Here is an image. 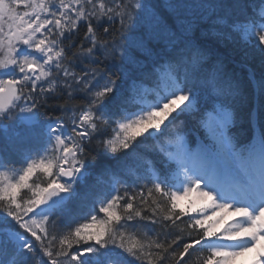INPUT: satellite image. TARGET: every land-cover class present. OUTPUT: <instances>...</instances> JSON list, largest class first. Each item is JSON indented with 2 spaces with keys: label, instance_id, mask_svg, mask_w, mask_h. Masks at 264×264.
Instances as JSON below:
<instances>
[{
  "label": "snow or ice",
  "instance_id": "6c2138e0",
  "mask_svg": "<svg viewBox=\"0 0 264 264\" xmlns=\"http://www.w3.org/2000/svg\"><path fill=\"white\" fill-rule=\"evenodd\" d=\"M165 6L176 31L152 13L150 0H0V223L7 226L0 264H102L113 253L120 259L107 264H188L197 245L208 250L203 264H234L253 249L252 264H264V133L248 146L234 142L232 113L220 100L209 139L194 148L176 139L224 75L222 58L196 38V27L212 21L243 31L264 54V0ZM145 21L147 35H137ZM158 29L169 39L154 52L147 43L158 41ZM138 45L147 60L134 55ZM145 82L154 84L150 102L134 95ZM77 97L81 104L67 103ZM18 122L26 123L22 131ZM161 138L176 144L145 162L159 175L120 172L137 145H162ZM98 156L119 178L75 225L63 223L81 211L80 188ZM182 218L198 238L186 240ZM142 229L155 239L145 242Z\"/></svg>",
  "mask_w": 264,
  "mask_h": 264
},
{
  "label": "trees",
  "instance_id": "16d2710c",
  "mask_svg": "<svg viewBox=\"0 0 264 264\" xmlns=\"http://www.w3.org/2000/svg\"><path fill=\"white\" fill-rule=\"evenodd\" d=\"M127 2L135 3V0H127ZM150 3L154 6L151 10L152 13L158 18L165 19L167 21V25L172 28V30L176 31L177 26L175 17L166 8L165 0H150ZM193 3H199V0H193ZM191 11L193 14H198L202 10L193 8ZM227 11L228 10L220 11L217 15L224 16ZM236 18V14H232L229 17L228 24L233 23ZM213 19H215V17ZM146 27H149L148 30L150 29L151 21L144 26V29ZM213 30H215V32H223L226 35H230L231 42L226 39L222 40L220 36L214 34ZM156 32L160 34V36L166 38L169 37L162 29H158ZM202 32L207 33V35L201 36ZM80 35H83L82 31ZM194 35L201 43L214 49L218 53L219 57L222 58L224 75L218 80L215 90L211 86L205 90V99L200 104L198 114L188 117L187 127L188 133L192 138L191 141L193 142L199 140V137L207 136L206 130L202 126V122L211 110L216 109V107L219 106V101L223 100L224 106L231 109L235 114V124L230 129L231 136L237 140L239 145L245 146L253 139L256 131H258L259 135L264 133V92L261 90V84L264 82V54H262L252 42L254 38H249L243 31H231L225 24H213L212 21L200 23L199 26L196 27ZM144 54L146 53L140 50L138 45L134 50V55L138 60H140V56ZM234 65L239 66L245 75L240 76V73L238 74L236 70H234V73ZM230 66L234 67L226 75L224 70ZM162 86L163 85H161V87ZM153 88L154 84L152 82L138 84L134 95H142L147 102H150L151 97L149 93L152 92ZM225 88H230L232 94L224 96L223 90ZM64 102V99L59 101H49V103ZM67 103L78 105L82 103V100L80 97H77L76 100H70L67 101ZM256 109H259V111H254ZM129 111H131V106L129 107ZM45 112V109L41 110L40 119L46 120L48 118V115H46ZM56 114L59 115L58 112ZM18 123L19 127H17L16 130L22 131L23 128L26 127V123ZM4 135L3 121H0V139H3ZM140 139L143 140V137ZM161 139L164 140L162 145L153 146L152 143L147 141L137 145V150L133 152L132 155H126L121 160L120 172L123 173V175L132 178L137 175L145 174L159 175L160 173L156 168L149 169L145 167V162L151 161L153 158L159 159V157L163 154L160 152L161 147L164 149V152L166 151L164 145L167 143L166 139L169 138ZM146 149L150 150L148 154H145ZM51 155L52 154H49L50 158ZM105 166L103 157L98 156L97 165L92 169L91 174L86 177L85 183L80 188L82 197V203L80 205L81 211L75 215H66L62 217L63 223H72L75 225L79 216L83 215L84 212L94 206L93 202L97 199V197L101 193H106L111 189L114 181L119 177L112 174H106L103 171ZM16 167L19 166L17 165ZM10 170L14 171L15 169L13 168ZM73 207H75V205H73ZM100 215L102 216V214ZM161 215L164 214L162 213ZM182 219L184 220V223L180 224L179 227L184 229L183 236L186 240L198 238V233L196 231L186 227L188 224L187 219ZM6 228L7 226L0 223V229L6 230ZM144 233H146L145 242H147V238L149 237L155 239V237L152 236V233L147 232L146 229H142L141 234L143 235ZM0 236H3V233H0ZM207 254V249H202L200 245H197L195 250H190V254L186 257V259L188 264H203V258ZM109 258L115 261L120 259L119 256L113 253L110 257H102V264H107ZM170 264H174V262L170 261Z\"/></svg>",
  "mask_w": 264,
  "mask_h": 264
},
{
  "label": "bare ground",
  "instance_id": "6f19581e",
  "mask_svg": "<svg viewBox=\"0 0 264 264\" xmlns=\"http://www.w3.org/2000/svg\"><path fill=\"white\" fill-rule=\"evenodd\" d=\"M148 23H150V21H145V25H147ZM149 27H146L145 29L143 28L142 31L140 33H138L137 35H147L146 33L149 31L148 30ZM158 36V41H152L149 40L147 43V47L151 48L154 52L158 51L160 48H162L164 46V43L168 38L160 36V34L157 33ZM148 59V56L146 54L140 56V60H145ZM235 66V65H234ZM234 66H230L228 67L226 70H224V73L227 75L229 73V71L234 67ZM236 70L238 72V74L240 73V76H244V72L240 69L239 66H235V69H233V71ZM228 71V72H227ZM235 73V71H234ZM238 77V75H237ZM235 81V80H234Z\"/></svg>",
  "mask_w": 264,
  "mask_h": 264
},
{
  "label": "rangeland",
  "instance_id": "374dc122",
  "mask_svg": "<svg viewBox=\"0 0 264 264\" xmlns=\"http://www.w3.org/2000/svg\"><path fill=\"white\" fill-rule=\"evenodd\" d=\"M217 114H213L209 118V120L207 122V127H208L209 130H211L212 128H215L216 127V124H217ZM228 219L230 220V219H232V217L229 216ZM220 227H223V224H221L220 226H218V228H220ZM228 243H232V242H228ZM256 254H257V250L256 249H253L251 252L247 253L244 257H238V258H236L234 264H252L253 258L256 256Z\"/></svg>",
  "mask_w": 264,
  "mask_h": 264
}]
</instances>
